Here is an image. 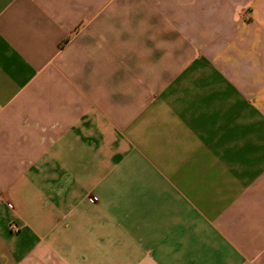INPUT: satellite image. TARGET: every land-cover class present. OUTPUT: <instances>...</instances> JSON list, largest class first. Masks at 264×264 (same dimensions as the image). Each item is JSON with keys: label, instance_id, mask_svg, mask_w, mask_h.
Wrapping results in <instances>:
<instances>
[{"label": "crops", "instance_id": "obj_1", "mask_svg": "<svg viewBox=\"0 0 264 264\" xmlns=\"http://www.w3.org/2000/svg\"><path fill=\"white\" fill-rule=\"evenodd\" d=\"M0 264H264V0H0Z\"/></svg>", "mask_w": 264, "mask_h": 264}, {"label": "built area", "instance_id": "obj_2", "mask_svg": "<svg viewBox=\"0 0 264 264\" xmlns=\"http://www.w3.org/2000/svg\"><path fill=\"white\" fill-rule=\"evenodd\" d=\"M11 228L14 232H17V228L14 225H12Z\"/></svg>", "mask_w": 264, "mask_h": 264}]
</instances>
